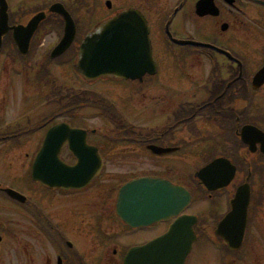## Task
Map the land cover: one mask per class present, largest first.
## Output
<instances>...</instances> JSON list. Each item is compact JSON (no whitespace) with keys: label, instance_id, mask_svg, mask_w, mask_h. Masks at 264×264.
I'll return each instance as SVG.
<instances>
[{"label":"flooded vegetation","instance_id":"flooded-vegetation-1","mask_svg":"<svg viewBox=\"0 0 264 264\" xmlns=\"http://www.w3.org/2000/svg\"><path fill=\"white\" fill-rule=\"evenodd\" d=\"M200 1L131 0L127 6L118 5L119 9L116 12L125 7H133L140 10L148 19L157 71L154 75L146 74L142 80H135L132 89L134 92L135 88V94H145L148 90V83L156 79L154 84L157 89L167 90L166 94L164 93V96L159 98L161 103L157 104V106L166 108L162 113L164 120H160L158 126L136 127L129 122L127 117L119 114L114 122L117 124L119 120L120 124L116 126L114 124L112 134L90 127L86 119L79 117L80 112L86 108L83 109L82 103L78 102H83L85 94L83 89L88 88H82V91L77 93L73 92V90H78L77 87L66 86L65 100H57L56 93L51 100L50 119L45 122L49 123L48 126L43 127L45 123H38L35 125V132L20 133L16 139L0 132V148L7 146L9 141H16L15 146H20L22 141H30L34 161L41 149L47 130L54 125L66 123L72 128L87 131V144L96 148L94 162L98 159L103 161L100 173L88 185L79 188L50 187L41 181H35L31 174L32 165L28 174L19 175L20 172H18V176L15 174L11 177L5 172L0 174V252L2 247L4 249L7 237H13L12 239L16 237L18 245L8 247V251L17 250L19 264H125V256L131 248L144 245L168 232L172 223L180 215L159 220L149 226L127 224L117 209L121 187L134 179L155 177L168 179L176 185L185 186L194 196L193 182L185 178L182 165L185 157L183 154L191 151H185L178 143H169L172 139L170 132L181 126L186 119L185 111L187 110L185 108L231 110L233 106H236L247 110L251 106L260 107L264 104V85L258 89L252 87L254 75L264 66V41L262 44L260 40L253 43L254 39H239L249 49L242 46L235 51L234 45L227 36V32L231 29L234 31L235 28L239 31L256 29L263 36L264 0H211L209 3L216 6L218 14L205 16L198 15ZM61 2L76 20L80 17L76 16V13L83 8L82 5L87 3V0H62ZM8 3L12 26L26 25L32 15L46 9L44 6L48 5V3L39 4V2L34 4L35 7L33 5L27 8L28 6L19 1L16 2L17 5L14 0H8ZM26 14L30 16H25ZM218 21L221 22L219 31ZM224 24L227 30L222 31ZM77 27V36H79L80 22H77ZM11 36L13 37L12 31L2 41L0 66L1 60H4L5 55L8 54L5 51L9 47L10 39L18 56L28 62L29 57H34L33 52L38 44L39 33L34 36L27 55L18 52ZM178 40L210 43L231 52L237 59L230 58L216 48L182 44ZM252 45L256 46L255 52L257 49L260 50L257 55L250 52L253 49ZM203 60L209 62L208 84L205 88L200 87L199 91L192 92V98L200 91H205L206 95H201L202 97L199 96L186 103L180 101L175 105L171 104L175 102L172 100L173 94L182 97L185 93V90L181 91L183 88L174 86L178 78L184 73L190 76L192 72H195L196 65L199 67L200 63H204ZM175 77L177 80H174ZM168 82L172 85L169 86ZM243 94L247 96H242ZM249 94L252 95L250 99H248ZM100 103L104 101L101 100ZM172 106L174 107L171 108ZM169 108L171 112L168 114ZM191 118L190 116L187 119ZM237 127L238 125L236 129ZM38 132L39 134L36 135ZM75 146L81 148L80 143ZM153 146L179 149L173 150L171 154H157ZM221 146L224 145L221 144ZM230 147V142H226V148ZM1 151L6 153L7 150ZM27 156H30V153H27ZM59 158L69 166L78 164L76 154L70 150L69 140L62 144ZM244 159L246 160V157ZM2 176L6 180L3 181ZM10 178L13 181L7 182ZM200 185V182H197L195 188ZM6 188L17 190L26 198L23 202L15 199L9 195ZM9 202L18 205L16 208L22 217V222L19 223L17 229L10 227L11 220H9L8 213L13 208H10ZM259 202L264 203V200H259ZM213 221H203L201 216H198V221L194 225L197 240L193 248L202 238L215 237L221 249L218 250L220 260L217 262L214 260V264H231L232 262L228 261L232 258L237 259V257L231 256L232 252L226 242L216 235V225ZM210 228L213 229L211 232ZM259 232L264 236V231ZM253 234L255 235L254 230L248 229L244 240V246L250 250L254 248L253 242L250 241ZM4 250L7 251V249ZM8 251L7 253L11 254V251ZM240 255L238 257L245 256V254L242 256V253ZM0 264L5 263L0 261Z\"/></svg>","mask_w":264,"mask_h":264},{"label":"water","instance_id":"water-1","mask_svg":"<svg viewBox=\"0 0 264 264\" xmlns=\"http://www.w3.org/2000/svg\"><path fill=\"white\" fill-rule=\"evenodd\" d=\"M107 4L111 5L110 2ZM202 5L201 15L212 13L210 10L213 8L212 4L207 6L204 0ZM8 9L7 0H0V48L2 38L13 30V37L20 52L27 54L30 41L39 24L46 18V14L37 13L27 26L11 27ZM51 11L63 15L66 20L65 35L52 52V57H56L63 54L71 45L75 37L76 25L71 14L62 4H54ZM79 57L76 69L88 81L101 77L141 78L145 72L152 71L154 67L147 20L141 12L126 9L101 22L85 38ZM263 84L264 67L253 80L255 88ZM81 134V130L71 129L66 124L52 127L47 132L37 161L33 165V177L43 180L46 184L62 187H77L88 182L95 173L86 174L81 170L91 159L93 160L89 149H86L90 152L82 155L77 167L68 168L59 159V152L64 141L77 142L78 139H82ZM241 136L252 152H256L257 145L260 144V149L264 153L263 130L254 125H245ZM167 150H158V152L171 151ZM45 172L50 174H46L47 178L43 179L40 174ZM235 175L236 167L226 159H216L196 173L210 191L230 185ZM6 190L14 198L22 200L25 198L13 189ZM191 199L192 196L186 188L174 186L165 180L142 178L126 184L121 189L120 211L130 224H151L162 217L181 213L190 204ZM250 201L251 188L248 183H244L237 188L231 200V210L217 226V234L223 237L231 249L238 250L243 244ZM149 214L151 219H148ZM196 222V216L182 215L167 235L143 247L130 250L125 257V264H184L196 239L193 230Z\"/></svg>","mask_w":264,"mask_h":264},{"label":"rangeland","instance_id":"rangeland-1","mask_svg":"<svg viewBox=\"0 0 264 264\" xmlns=\"http://www.w3.org/2000/svg\"><path fill=\"white\" fill-rule=\"evenodd\" d=\"M18 1L24 3V5L28 6L27 8H29V6H33L35 3L40 2L39 4H44L54 0H14L15 5H17L16 2ZM87 1L88 7H86V5H82L83 8L76 13V15L80 17L84 15L80 27V29L82 30V36L87 35L89 31H91L100 21H103L105 17H108L109 14L112 15L114 10H117L118 4H123L124 1H128V3H124L125 6L128 5L131 0H111L113 3V8L111 10L107 9V0ZM27 15L28 14H26L25 16ZM218 22L219 23L217 24V27L219 31L221 29L219 28L221 22ZM227 36H229V40H231V43L234 45L235 51H237V48H241L242 46L246 49H249V47H247L246 44H242L239 39H254L253 43L254 41L256 43V40H260V43L262 44L264 41V35L262 36L261 33L256 29H247V31H239L235 28L233 34H231L230 32ZM38 37L39 43L37 44L33 52L34 57H31L29 59L28 66L27 63L19 57H14L11 55V53L14 54L11 47H8V49H6L7 51L5 52L8 54L5 55L4 60H1V131L6 130L10 133L16 130L21 133V129L16 126L18 125L17 123H19L20 125H24L27 122L30 123L31 121L35 123L36 121H39L45 116H47L50 112V96L47 95L46 97L45 95L48 92L49 87L47 86L49 85H47L46 81L43 79L41 82L42 84L40 83V85L38 84V86L36 83L35 74L40 68V65L44 61V58L46 57L47 53L58 41V31L53 28L51 24L46 25L41 30ZM252 48L253 49L250 50V52H254L257 55L260 50L257 49V51L255 52L254 49L256 48V46L254 45H252ZM69 59L70 56L67 55L62 61H56L54 63L48 64V66L52 70L53 79L55 81L57 79L56 82L58 84L74 88L77 87V89L92 87L94 91L102 93L107 98L112 99L114 102L116 100L117 107L123 111V114H125L129 122L136 127L139 126L142 128H146V126L148 125L156 127L158 126V124H160V120H164L162 113L166 110V108L164 106H157V104L161 103L159 98H161V96H164L163 94H166L167 90H158L154 84L156 79H153L152 83H148V90L145 94H135V88L134 92L132 89V87L134 86V84H132V81H122L118 83L105 81V83L95 82L92 85H87V83H84L77 74L72 72L71 68L69 69L68 64L65 62ZM203 61L204 63H200V68L198 67V65H196L195 72H190V76L187 73H182L183 75L178 78L179 80L177 83L174 84V86H179L180 88H183L181 91L183 92V90H185V93L183 94V96L185 97H181L180 95L176 96L175 94H173L172 100L175 102L171 104L175 105L176 102L180 101L182 103H186L189 100H194L201 95H206L205 91H202L203 93L200 91L192 98V92L199 91L201 85L203 86V88H205V86H207L208 84L209 63L206 60ZM174 80H177V78L175 77ZM113 84H117V86ZM168 84L169 86L172 85L171 82H168ZM43 87L47 88L42 89ZM258 96L262 97V95ZM173 107L174 106H172L171 108ZM171 108L168 109V114L171 112ZM253 108L256 107L252 106L250 109L247 110L249 114ZM237 110L242 109L237 108ZM199 111L202 112L199 113L196 117H194L191 121L183 122L181 126L175 128L173 131L170 132L172 133V139H170L171 142L169 143H178L179 145L183 146V149L185 151H191L188 154H183L185 155L184 162L182 164L183 171L185 176H187L185 178L188 181H191V176H193L195 171L199 169L197 167L201 166V163L203 164L206 158L210 155L207 154V152H209V148L211 149L213 145V140L209 139L205 141L204 139L213 138L215 134L216 137H225V139L230 140V151L234 150L235 144L233 141H237L234 136V130L230 126V128H227L225 125H223V127H218V123L222 122L221 117L212 116V121L208 122L207 117H204L202 114L209 115V111L207 109H201ZM150 112L151 114H149ZM100 114L101 110L97 108L87 107L86 110L80 112L79 117L86 119V123L90 127L98 128V130H101L102 132L107 134H112L114 132L113 129L116 125L114 126L109 119ZM254 116H258L261 119L262 117H264V104L256 110V114ZM261 124L264 126V122H262ZM35 127H30L31 130L28 131V133H32V129ZM25 129H27V127H25ZM175 133L177 134L175 135ZM38 134L39 132L36 133V135ZM15 144L16 141H9L7 143V146H3L2 148H0V174H3L5 172L6 174H8V176L11 177L15 174L18 176V172H20L19 175L29 173L31 163L34 158V152L31 151V142L27 140L22 141L20 146H15ZM1 150L7 151L6 153H3ZM27 153H30V156H27ZM247 158L249 160H252L255 163L256 167L261 166L264 168V160L261 159L259 155L249 154ZM186 159L189 161L185 162ZM242 165L243 167H245L244 163ZM243 176L244 174L242 173L238 175L237 180L233 184L231 189L214 193V198H211L209 193L207 191L205 192L202 188H195L196 185L193 182V191H195L196 197L189 212H198L203 221L208 220L209 222H211L214 220L213 222H215L216 225L219 213H223L224 211H226V207L228 208V206L225 205V199L228 200L227 198L229 196V192L235 189V186L242 180ZM3 178L4 177L2 176L1 179L3 181L6 180ZM12 181L13 180L11 178L7 180V182ZM259 195V198H264V194H260V192H258L257 197ZM9 203L12 206H15L12 207L10 205V208H13V210H10L8 213L10 218L9 220H11L10 227L13 226L15 227V229H17L19 223L22 222V217L20 216V214H18L19 211L18 208H16V206L18 205L12 202ZM254 220L255 221L252 223L251 228L254 230L255 235L253 234V238H250V241L253 242L254 248L251 250L247 248L246 250L244 249L245 256L240 257L239 260L232 258L228 262L234 261L236 264H264V236L259 232L260 230L264 231V203L259 207V211L256 212ZM212 230L213 229L210 228V232ZM12 238L7 237L6 242L4 243V249H7V251L9 249L8 247L18 245L16 237L14 238L15 240ZM210 241H208V238H202L200 243L195 248L193 254L190 256L188 264H214V260L216 262L220 260L219 253L213 250ZM4 249L2 247V250L0 252V261L5 264H19L17 259V250L10 249L11 252H8H10L11 254H9ZM236 255H238V253H233V256Z\"/></svg>","mask_w":264,"mask_h":264},{"label":"bare ground","instance_id":"bare-ground-1","mask_svg":"<svg viewBox=\"0 0 264 264\" xmlns=\"http://www.w3.org/2000/svg\"><path fill=\"white\" fill-rule=\"evenodd\" d=\"M252 101H253V98H252ZM234 108L236 109L235 106H234ZM213 150H215V146L214 145H212L211 149L209 148V151H213ZM242 154L245 155V156H248L250 153L247 150L243 149Z\"/></svg>","mask_w":264,"mask_h":264},{"label":"trees","instance_id":"trees-1","mask_svg":"<svg viewBox=\"0 0 264 264\" xmlns=\"http://www.w3.org/2000/svg\"><path fill=\"white\" fill-rule=\"evenodd\" d=\"M87 101H88L89 104H94V103H95L94 101H91L90 99H87ZM231 118H232V121L234 122V121H235V115L233 114V115L231 116ZM255 172H256V171H255Z\"/></svg>","mask_w":264,"mask_h":264}]
</instances>
